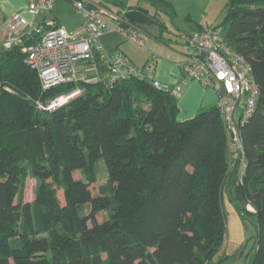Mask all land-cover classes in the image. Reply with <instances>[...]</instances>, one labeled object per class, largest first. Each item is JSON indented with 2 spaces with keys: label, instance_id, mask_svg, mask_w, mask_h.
I'll return each mask as SVG.
<instances>
[{
  "label": "trees",
  "instance_id": "16d2710c",
  "mask_svg": "<svg viewBox=\"0 0 264 264\" xmlns=\"http://www.w3.org/2000/svg\"><path fill=\"white\" fill-rule=\"evenodd\" d=\"M109 3L119 14L147 13L161 30L167 25L158 15H174L169 0ZM218 26L258 87L252 115L236 120L241 175L239 160L229 163L230 135L217 104L179 120L171 90L147 76L110 79L102 66L94 81L43 89L20 46L0 49V264H213L226 231L224 188L240 212L254 216L250 264H264V0H230ZM76 87L79 94L46 108ZM99 158L106 179L95 185ZM28 179L31 201L24 198Z\"/></svg>",
  "mask_w": 264,
  "mask_h": 264
},
{
  "label": "built area",
  "instance_id": "2783aa9c",
  "mask_svg": "<svg viewBox=\"0 0 264 264\" xmlns=\"http://www.w3.org/2000/svg\"><path fill=\"white\" fill-rule=\"evenodd\" d=\"M56 0H27V11L40 18L51 11ZM75 11L83 16V29L69 32L62 26L52 25L42 30V26L31 23L21 12H13L0 27V49L20 46L25 53V61L36 69L43 89L77 79L94 81L99 78L104 67L110 79H120L130 75L151 77L153 63L142 69L134 67L119 52H108L100 42L104 31L117 29L126 38L143 45L138 37L139 26L125 21L123 26H109L103 16L119 19L114 8H107L90 0H72ZM40 33L32 44L24 42L32 34ZM222 27H210L193 31L187 37L186 52L179 62L185 80L195 79L203 86L212 87L217 96V106L230 135L229 163L238 159L241 163L240 175L244 173L245 159L238 134V123H244L252 115L258 97V87L252 76L251 66L244 57L233 50L221 37ZM81 74L77 76V74ZM157 87L170 91V87L153 81ZM179 90V86L174 87ZM82 89L56 97L48 103L52 109L79 94ZM245 102L239 108L242 97ZM39 107L42 105L38 104ZM235 149V150H234Z\"/></svg>",
  "mask_w": 264,
  "mask_h": 264
},
{
  "label": "rangeland",
  "instance_id": "374dc122",
  "mask_svg": "<svg viewBox=\"0 0 264 264\" xmlns=\"http://www.w3.org/2000/svg\"><path fill=\"white\" fill-rule=\"evenodd\" d=\"M94 1L108 2L109 4L111 0ZM120 1L129 3L131 0ZM229 2L230 0H169V3L173 7L174 15L171 17L165 12L158 15V18L167 25V29L161 30L156 23L145 27L140 26L139 30L141 31L138 32V37L143 38L144 45H138L131 39L125 36L122 37L119 32H105L113 33L107 34L110 43L116 44L117 42L118 45H116L117 48L115 47V50L121 53L134 66L141 69L147 66L153 58H157L159 60L162 59L160 63H162L161 66L163 67L167 65L164 62L166 58H169L170 62L175 64L174 62L177 59L175 52L178 54L184 48L185 34L192 32L198 25L210 28L214 25L221 24L229 7ZM7 3L4 0H0V17L4 12H10L13 9ZM142 6L149 13L154 11L153 7L148 3H144ZM53 9L54 14H57L62 24H65L69 18L66 15L69 16L73 13L70 12L71 4L62 3L60 0H57ZM103 20L111 27L117 28L120 26L118 20L108 16H103ZM224 25L225 30H227V24ZM142 29H147L148 35ZM225 30L221 34L222 38L226 37ZM103 35L104 32L101 36ZM156 63L153 62V65L155 70L159 71V65ZM165 72H167L166 69ZM147 77L150 78L149 75ZM243 100L244 97L241 99L239 108L242 106ZM176 117L181 120L183 111L178 112ZM95 172L98 177L95 185H98L106 179V169L102 158H99L95 162ZM75 177H79L78 172H76ZM33 188L34 181L28 179L24 190L25 200L31 201L33 199ZM222 206L226 231L222 246L213 257L212 262L213 264H250L254 255L253 235L255 233V218L254 216H246L244 210H241V212L238 210L235 201L226 188L223 190ZM245 207L247 210H251L250 206L247 205ZM88 211V206H84L83 212L86 213ZM97 219L100 220L101 218L98 217Z\"/></svg>",
  "mask_w": 264,
  "mask_h": 264
},
{
  "label": "crops",
  "instance_id": "0c3cea01",
  "mask_svg": "<svg viewBox=\"0 0 264 264\" xmlns=\"http://www.w3.org/2000/svg\"><path fill=\"white\" fill-rule=\"evenodd\" d=\"M4 1L8 2L9 4L8 3L7 4L13 9L10 12L6 11L2 14V16L0 17V27L2 23L4 22V20L8 16H10L13 12H21L31 23H35L39 26H42V28L43 26L50 25L49 23L47 24V22L51 21L52 25L62 26L69 32L70 30L71 32H75V31H81L83 29L82 14L78 11H75L72 3H69L67 0H60V1L62 3L71 4L70 12H73V13L69 16L66 15V17L67 18L69 17V18L65 24L63 23L64 25L60 22V18L57 17V14H54V9H53L54 6L50 12L45 13V15H43L40 18L39 17L36 18L27 11V8H26L27 0H4ZM90 1L92 3H101V1H97V2H95L94 0H90ZM131 1L129 3H134L135 0H131ZM56 2L57 0L55 1L54 5L56 4ZM129 3H125V4H129ZM109 5H110V8H114L115 10H117V7L113 6L110 3ZM4 10L6 9L4 8ZM123 11H125V9ZM118 16H119V19H116V20H118L120 26H123V24H125V21L127 20L123 17L121 13L119 14V12H118ZM142 30L146 32V35H148L147 29H142ZM112 32H119V31L115 29ZM112 32L107 33L104 31V35L101 36L100 42L103 45L104 49L105 48L107 49V50L105 49L106 51L109 50L108 52H117V50H115V47L116 45H118V43L116 42V44H111L108 39L107 34H113ZM120 34L122 35V37L124 36L122 33ZM185 36H187V34H185ZM140 39L142 40V43L144 45L143 38H140ZM185 49H186V43L184 42V48L180 50L178 54L174 51L177 56V59L174 62L175 64H172L170 62V59L166 58V61L164 62L167 65L162 67L161 66L162 63H160L162 62V59L159 60L157 58H153L152 62H155V63L157 62L156 64L159 65V71L155 70V67H154L153 73L151 74L152 79L159 82L161 85H166L171 88L170 92L176 98V102L179 108L178 112L183 111V117L181 118V120L193 117L200 110L209 108L217 104V96H216L215 90L212 87L203 86L199 81L195 79H189L187 81L184 80L183 72L181 71L179 67V62L184 57V54L186 52ZM178 55H179V59H178ZM165 69L167 70V72H165ZM175 86H180V89L175 90L174 89Z\"/></svg>",
  "mask_w": 264,
  "mask_h": 264
},
{
  "label": "water",
  "instance_id": "95a60500",
  "mask_svg": "<svg viewBox=\"0 0 264 264\" xmlns=\"http://www.w3.org/2000/svg\"><path fill=\"white\" fill-rule=\"evenodd\" d=\"M69 3H72V0H67ZM123 17L129 23H135L139 25H151L155 22V20L148 15L147 13L137 10V9H128L122 12ZM236 194L239 201L243 200V189L241 186L236 187Z\"/></svg>",
  "mask_w": 264,
  "mask_h": 264
}]
</instances>
